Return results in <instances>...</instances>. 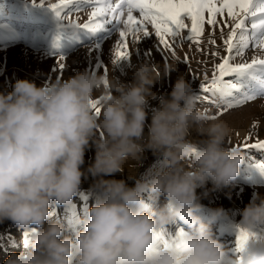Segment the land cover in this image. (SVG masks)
Instances as JSON below:
<instances>
[{
    "label": "clouds",
    "instance_id": "9594fccd",
    "mask_svg": "<svg viewBox=\"0 0 264 264\" xmlns=\"http://www.w3.org/2000/svg\"><path fill=\"white\" fill-rule=\"evenodd\" d=\"M174 70L166 66L161 73L146 61L134 67L131 84L107 77L99 116L92 101L104 75L87 70L51 86L17 79L11 91L0 93V223L9 220L32 233L26 250L4 264H226V250L198 215L197 188L209 182L213 190L229 187L244 157L226 146L227 125L196 107L183 76L167 98L153 92ZM152 100L158 106L150 107ZM193 129L204 139H191ZM90 141L96 155L87 171L100 177L95 187L102 198L78 222L82 228L67 235L50 205L72 204ZM145 149L162 158V166L134 187L103 179L122 172L130 158L138 162ZM145 191L165 203L149 212ZM223 211L211 210L214 217ZM240 214L248 239L239 264H264V236L254 231L264 226V195L254 193ZM176 221L186 230L165 245L159 235Z\"/></svg>",
    "mask_w": 264,
    "mask_h": 264
},
{
    "label": "rangeland",
    "instance_id": "374dc122",
    "mask_svg": "<svg viewBox=\"0 0 264 264\" xmlns=\"http://www.w3.org/2000/svg\"><path fill=\"white\" fill-rule=\"evenodd\" d=\"M37 5H34L32 0H0V93L6 94L11 91L17 79L29 80L38 87L51 86L85 70L104 75L105 67L108 70L107 77H118L128 85L134 82V67L147 61L161 73L166 66H172L175 69L168 78L162 79L153 87V92H156L158 96L167 98L172 84L180 76L191 83L196 95L201 93L199 85L205 82V73L210 80L214 64L220 62L219 58L213 57L211 53L219 46L220 55L226 54L220 38V26L215 27V46L208 44L213 26L207 24L199 44L200 51L197 50L195 43L186 38L182 42L178 40L174 45L176 57H179L177 60L170 52L157 50V46L160 49L163 46L159 45L154 30L151 25H148L151 35L144 38L141 33V40L136 41L130 34L127 38L131 53L130 60L122 61L120 65L114 66L111 60L115 43L119 39L118 30L115 27L107 32L92 34L69 26L72 23L87 22L93 10L92 5L81 2L79 5L64 6L61 0H44L43 6ZM52 5L57 6L55 10L52 9ZM77 6L81 9L79 12L74 11ZM56 12L60 13L59 18ZM69 12H71V18L65 19ZM134 15L139 16V13L134 12ZM205 19H207V13H205ZM225 19H227L226 12L224 17L217 16L221 24ZM186 23L190 27V21L186 20ZM227 31L228 29L225 28V32ZM187 32L188 30L185 29L182 35L186 37ZM148 50H151V57L144 56V52ZM255 54H257L256 51L249 49L243 58L238 57L233 63H240L244 59L250 61ZM186 55L188 60L185 63ZM61 56L64 60L59 63L65 65L63 70H60L58 65V58ZM107 90L101 85L94 93L95 100H101ZM158 103V100H152L150 107H156ZM261 105H264V97H257L254 101L228 109L217 116L215 120L224 122L229 128L226 146L239 150L244 160L240 165L238 177L229 187L213 190V185L209 182L205 187L197 188L199 202L203 205L198 215L205 224L209 225L213 238L226 250V264H239L240 261V252L236 251V247L238 236L243 229L241 211L254 199V193L264 195V169L257 167L259 164H264V149L238 147L243 145L249 133L252 138L247 141L248 143H255L257 138L264 139V107ZM196 107L204 116H215L223 105L217 107L196 99ZM150 122L149 109L144 130L145 142L148 133L147 124ZM254 123L257 124L255 128H253ZM190 138L194 141L204 139L194 129ZM95 155V144L90 141L89 147L85 150L84 164L81 166L85 176L81 178L80 190L73 198L72 204L50 205L52 219H59L66 225L67 235H74L82 228L78 222L85 218L88 209L102 198V194L95 187L100 177H93L87 171L94 163ZM161 166L162 158L154 155L151 150L145 149L138 162L130 158L122 172L104 176L103 179L124 180L127 186L134 187L137 178ZM143 195L149 205L147 209L149 212L165 203L162 195L158 199H153L152 194L147 191ZM218 208L224 210L223 214L214 217L211 210ZM226 219H228L227 224ZM178 225L183 231L186 230L185 225L176 221L164 230L165 237L168 238L171 230ZM254 231L264 236V226H258ZM31 239L30 230L21 229L9 220L0 223V264H4L12 253L19 254L25 251Z\"/></svg>",
    "mask_w": 264,
    "mask_h": 264
},
{
    "label": "snow or ice",
    "instance_id": "6c2138e0",
    "mask_svg": "<svg viewBox=\"0 0 264 264\" xmlns=\"http://www.w3.org/2000/svg\"><path fill=\"white\" fill-rule=\"evenodd\" d=\"M32 2L37 5V0ZM81 2H87L93 7L89 19L83 24L72 23L69 26L92 34L107 32L115 27L119 39L115 43L111 60L114 66L130 60L131 53L127 39L130 34L136 41L151 35L148 25L154 30L159 45L163 46L162 49L157 46V50L168 51L177 60L179 57H176L174 45L178 40L182 42L186 38L195 43L197 50L200 51L199 44L205 24L213 26V32L208 39V44L213 46L216 45L215 27L220 26V38L226 54L220 55L219 46L211 53L213 57H218L220 62L214 64L210 80L205 73V82L199 85L201 93L196 94L195 97L197 100L223 107L215 116L206 115V119L215 120L228 109L254 101L257 97H264V0H61L64 6L79 5ZM43 5L44 0H39L37 6ZM51 7L55 10L57 6ZM80 10L79 6L74 9L76 12ZM134 12H138L139 16L134 15ZM225 12L227 19L221 24L217 16L224 17ZM56 15L60 17L59 12H56ZM70 18L71 12L65 19ZM186 20L190 21V27ZM225 28L228 29L227 32ZM185 29L188 30L186 37L182 35ZM249 49L257 53L250 61L244 59L240 63H233L238 57L243 58ZM151 54V50L144 52L145 57H151ZM63 60L62 56L58 58L60 70L65 67L63 63H59ZM187 60L186 55L184 62L186 63ZM107 72L105 67V88L108 86ZM103 99L104 96L101 97V100ZM101 100L92 101L97 116L101 111L98 107ZM256 126L257 124L254 123L253 128ZM251 138L249 133L243 145L238 147L264 149V139L257 138L255 143H248ZM257 167L264 169V164H259ZM159 239L165 245L170 242L164 233L159 235ZM247 239L248 233L241 229L237 239L238 253L243 250Z\"/></svg>",
    "mask_w": 264,
    "mask_h": 264
},
{
    "label": "bare ground",
    "instance_id": "6f19581e",
    "mask_svg": "<svg viewBox=\"0 0 264 264\" xmlns=\"http://www.w3.org/2000/svg\"><path fill=\"white\" fill-rule=\"evenodd\" d=\"M208 215H210L209 213H208ZM226 224L228 223V219H226ZM225 227V226H224ZM172 232L170 233V235H169V239L170 240H173V239H175L176 238V236H177V234L179 233V232H181V231H183L182 230V228L178 225V226H176L173 230H171Z\"/></svg>",
    "mask_w": 264,
    "mask_h": 264
}]
</instances>
